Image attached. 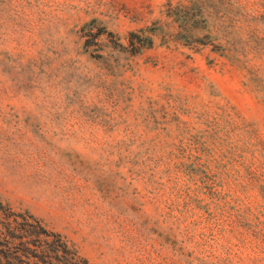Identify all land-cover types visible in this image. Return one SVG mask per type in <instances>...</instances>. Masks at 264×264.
I'll list each match as a JSON object with an SVG mask.
<instances>
[{
  "label": "rangeland",
  "instance_id": "374dc122",
  "mask_svg": "<svg viewBox=\"0 0 264 264\" xmlns=\"http://www.w3.org/2000/svg\"><path fill=\"white\" fill-rule=\"evenodd\" d=\"M0 200L89 264H264V0H0Z\"/></svg>",
  "mask_w": 264,
  "mask_h": 264
},
{
  "label": "trees",
  "instance_id": "16d2710c",
  "mask_svg": "<svg viewBox=\"0 0 264 264\" xmlns=\"http://www.w3.org/2000/svg\"><path fill=\"white\" fill-rule=\"evenodd\" d=\"M0 264H89L59 233L0 200Z\"/></svg>",
  "mask_w": 264,
  "mask_h": 264
}]
</instances>
